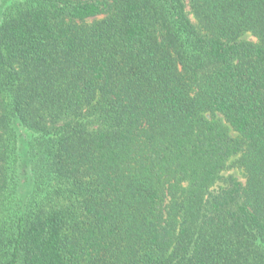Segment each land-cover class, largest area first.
I'll list each match as a JSON object with an SVG mask.
<instances>
[{
  "label": "trees",
  "instance_id": "trees-1",
  "mask_svg": "<svg viewBox=\"0 0 264 264\" xmlns=\"http://www.w3.org/2000/svg\"><path fill=\"white\" fill-rule=\"evenodd\" d=\"M0 264H264V0H0Z\"/></svg>",
  "mask_w": 264,
  "mask_h": 264
},
{
  "label": "rangeland",
  "instance_id": "rangeland-1",
  "mask_svg": "<svg viewBox=\"0 0 264 264\" xmlns=\"http://www.w3.org/2000/svg\"><path fill=\"white\" fill-rule=\"evenodd\" d=\"M225 176L227 175H231L233 177H237L238 179L242 180V174H241V171L235 167V166H232L230 167L227 171H225L223 173Z\"/></svg>",
  "mask_w": 264,
  "mask_h": 264
}]
</instances>
